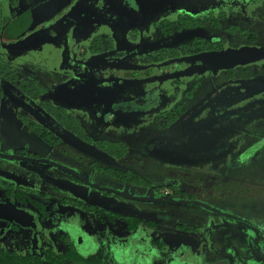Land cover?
<instances>
[{
    "label": "rangeland",
    "instance_id": "374dc122",
    "mask_svg": "<svg viewBox=\"0 0 264 264\" xmlns=\"http://www.w3.org/2000/svg\"><path fill=\"white\" fill-rule=\"evenodd\" d=\"M43 1L0 0V56L46 88L32 98L38 107L32 108L0 78V153L32 154L92 185L163 199L90 189L53 163L0 157V181L51 198L40 250L49 238L56 253H65L70 242L85 259L96 254L102 259L77 264H165L172 252L173 264H183L193 248V254L204 250L209 259L228 248L234 256L257 257L264 241V0H75L23 38L5 36L22 11ZM185 14L216 19L222 27L207 22L169 36L161 33L158 23ZM230 25L254 31L258 38L224 30ZM96 36L105 40L93 51ZM196 36L224 46L179 58L161 55L163 48L179 49ZM129 71L140 75L127 77ZM43 100L73 113L93 138L122 142L125 156L110 155L61 127L40 108ZM177 107L183 112L176 122L160 128L165 117H157ZM18 113L48 127L61 143L46 149L23 137L20 130L27 125ZM99 165L135 171L152 186L122 180ZM174 188L191 199L180 202ZM65 197L137 215L141 224L135 232L125 229L124 220L104 224L85 207L62 203ZM61 218L71 223L58 222ZM4 227L0 222V251L33 253L31 230L2 233ZM143 240L151 255L156 252L152 262L143 254L136 258L135 246Z\"/></svg>",
    "mask_w": 264,
    "mask_h": 264
},
{
    "label": "trees",
    "instance_id": "16d2710c",
    "mask_svg": "<svg viewBox=\"0 0 264 264\" xmlns=\"http://www.w3.org/2000/svg\"><path fill=\"white\" fill-rule=\"evenodd\" d=\"M207 22H211V24L215 25L216 27H222L220 22L216 19L211 20L210 18L206 17H194L188 14L181 15L175 20H163L162 22L158 23V26L160 27L162 33L165 36H169L171 34H174L175 32H179L185 29L202 27L206 25ZM224 30L229 31L232 34H240L243 37H248L250 40H256L258 38V33L251 31L247 28L242 29L239 25H230L228 27H224ZM9 38H12L11 35L9 36ZM104 40V37L96 36L91 43V48L93 49V51L100 49ZM223 46L224 44L222 41H213L210 38L197 36L194 37L192 40L181 44L179 49L174 47L162 49L161 55H170L176 58L181 54H195L207 51H221ZM150 70V74L154 73L155 71L154 68ZM126 74L127 77L131 76V71ZM1 77L5 78L14 86L17 91L26 95L27 97H40L46 92V88L41 83H39L38 80L22 76L16 69L3 62L2 57L0 56V78ZM40 107L48 115L54 118L63 128L75 134L84 142L94 144L96 145V147L104 150L110 155L116 157L125 156V153L127 152V147L122 142L93 138L86 132L78 117H76L73 113L68 112L65 107L61 105H56L47 100L41 101ZM176 109L177 112H182V108L177 107ZM18 115L19 118L23 121V123L29 126L38 135V137L43 139L46 143L56 145L61 141L60 137L56 136L46 126L34 121L33 119L27 116H24L21 113H19ZM160 117L161 116H158L157 119H160ZM98 168L103 170L105 173H109L122 180L142 185L147 188L152 186V184L148 180H146L141 174L135 171L120 170L110 166L100 165L98 166ZM4 186L9 187V194H16L17 190L15 191L14 185L10 184L9 181H6L5 179L1 178L0 187ZM173 190L174 193L176 192L180 198H187L184 193H181L182 191L176 190L175 188ZM24 194L26 193L24 192ZM36 194L39 197H48L47 194L43 192H37ZM65 201L78 203V205L85 207L86 209H88V211L94 212L99 218V220L103 223H105L106 221L117 222L118 220H124L125 229L128 232H134L141 224V218L137 215L114 213L93 205H86L78 201H74L72 199H65ZM45 206L46 204L41 206L44 215ZM148 224L150 226L156 225L153 221H149ZM185 228L189 230L190 226H187ZM156 243L161 244L162 246L165 245L164 242H162L161 240H157ZM86 261H90L92 263H100L102 259L100 255L97 254L93 255L88 259H85V256L78 252L72 243L69 245V248L65 253H56L51 248L45 250L42 254H22L8 250L0 251V264H77L84 263Z\"/></svg>",
    "mask_w": 264,
    "mask_h": 264
},
{
    "label": "flooded vegetation",
    "instance_id": "af4514ba",
    "mask_svg": "<svg viewBox=\"0 0 264 264\" xmlns=\"http://www.w3.org/2000/svg\"><path fill=\"white\" fill-rule=\"evenodd\" d=\"M46 1L47 0H45L43 2H46ZM74 1L75 0H73V2ZM43 2L36 3L33 6H31L30 8L26 9L25 11H22L21 14L16 17L17 20L15 19V20H13L10 23V25H12V32L11 33L9 32V34L6 32L5 36H8V38H9V36L11 35L12 38H10V39H20V38H23L24 36H26L27 34L32 33L33 31H36L37 28L39 26H41L42 24L50 23V21L53 20L56 16L53 17L52 19L48 20V21H45V22L39 24L32 31H29V32H27L24 35H22V36H16V30L15 29H16V24H17L18 20L23 15H25V13L27 11L31 10L32 8H34L35 6H37V5H39V4L43 3ZM73 2L70 5H72ZM70 5L64 7L63 10L58 15H60L61 13H63ZM179 32H181V31H179ZM161 33H162V31H161ZM171 35H173V34H171ZM180 46L181 45H179L178 48H180ZM174 48H177V47H174ZM179 57H180V55L178 57H176V58H179ZM2 60H3V58H2ZM3 62H5V61L3 60ZM139 72L140 71H131V76H129V77H133V78L134 77H138L140 75ZM150 73H151V70L147 71V74L148 75ZM182 112H183V109H182ZM182 112H177V109L176 108H174L171 111L162 112L159 116L165 117V121L163 123H161V124L159 123L158 126L160 128H163L165 130V128H168L170 125H172L174 122H176V120L178 119V116ZM30 139H32L34 142H37V146L38 147H43V148H46V149L47 148L50 149L51 147L56 146L57 144L61 143V141H62V138L60 137L61 141L59 143H57L56 145H51L49 143H46L40 137H38L39 140H36L35 138H32V137H30ZM23 156L40 158V157H37V156L32 155V154H27V155H23ZM67 172L69 173V175L71 176V178H73L74 180H76V181H78V182H80L82 184H85L88 188L91 189V188L94 187L92 185V183L90 181H88L86 178H84L83 176L80 175L86 181H83L82 179L76 177L75 175H73L69 171H67ZM2 179H4V178H2ZM14 187H15V191L17 190L16 191V194H14V193L9 194L8 193L9 192V187L8 186L0 187V194L3 197V200L0 202V205H6L8 203H11V207L4 206L3 209L0 211V216H2V217H0V222L4 223V226H5L3 228V230H2V233H5V231L10 230L11 232H19V233L24 231L27 234L31 230L32 231V239H33V243H32L33 253L42 254L45 250H47L49 248H51V249H53L55 251V249H54L55 248V245L52 242V240H50L49 238L48 239L46 238V245L43 246L41 248V250H40L41 242H40L39 234L40 233L47 234L46 227H44V221L46 219H48L47 212L49 211V208H51V205H50L51 204V198H50V196H48V197H45V196L39 197V196H37L36 193L34 194V191L23 190V189L19 188L18 184L17 185H14ZM24 192L26 194H24ZM153 197H156L157 198L159 196H153ZM65 199H72L74 201H78L75 198L65 197V198L61 199V202L62 203H70V204H73L75 206L77 205L78 207H82L81 205H78V203H74V202H71V201H65ZM159 199H163V198L159 197ZM180 199H181L180 202H185V201H189L191 198H188L187 197V198H180ZM164 201L177 202L176 200H168V199H166ZM44 204H46V206H45V215L43 214V211L41 209V206L44 205ZM57 207H58V205L56 206V209H57ZM82 208H84V207H82ZM24 212L29 213L32 216V218L28 217ZM90 212H92V211H90ZM19 220H21V221L19 222ZM59 221L66 222V223H68V222L71 223V221H67V220H65V218H61L60 220H58V222ZM108 222H110V221H108ZM113 223H117V222H113ZM178 229L180 230V228H178ZM132 238H134V237H132ZM78 239H79V241H82V236L80 235ZM138 239H140V238H138ZM91 241H92V239H91ZM153 241H154V243H156L157 240H153ZM92 242L95 243L94 241H92ZM67 244L68 245H66V251L68 250L69 245L71 243L68 242ZM156 244H158V243H156ZM260 245H261V247L259 249L261 251H260V253L258 254L257 257L254 256L253 254H249V255H246L245 254V255H241V256H234V254H231V248H228L226 250V253L224 252V254H221L219 258H211V259H209L208 258V254L204 250L198 251L197 253H194L193 254V252H191V251L194 250V249L196 250V248H193L191 251H188L187 252V254H186L188 256L187 259H182V262L181 263H183V264H248L251 261H255V262H257V264H264V241H262L260 243ZM96 247L98 248V245L97 244H96ZM135 248H136V251H137V253H136L137 260L143 254V256L145 257V259H151V262H152V257L156 255V252H155V255H151L150 254V245H149V242L147 240H143L141 242H138L136 244ZM178 248H180V247H178ZM251 251H252V249L249 250V252H251ZM39 252H41V253H39ZM33 253H30V254H33ZM175 255H176V252H172L171 257L168 260V263L166 261L165 264H173L174 261L176 260V259H173ZM252 255H253V257H252ZM115 258H116V255L114 254V259Z\"/></svg>",
    "mask_w": 264,
    "mask_h": 264
},
{
    "label": "water",
    "instance_id": "95a60500",
    "mask_svg": "<svg viewBox=\"0 0 264 264\" xmlns=\"http://www.w3.org/2000/svg\"><path fill=\"white\" fill-rule=\"evenodd\" d=\"M73 2V0H47L46 2H43L37 6H35L34 8H32L31 10L27 11L25 13V15H23L17 22L16 24V36H22L24 34H26L29 31H32L36 26H38L39 24L48 21L50 19H52L53 17H55L56 15H58L64 7L70 5ZM1 157H8V158H14V159H22V160H31V161H39V162H46V163H53L58 167L63 168L64 170L69 171L70 173H72L73 175H75L76 177L84 180L80 175H78L76 172H74L73 170L62 166L59 163L53 162L49 159H45V158H35V157H27V156H23V155H17V154H5V153H0ZM94 187L104 190V191H109V192H113L115 194L121 195L123 197L126 198H130V199H137V200H156V198L154 197H150V196H145V197H133V196H129L127 194H124L120 191L114 190V189H110V188H106V187H100V186H96L93 185ZM11 207V203H8L6 205H0V211L3 209V207ZM28 217L32 218V216L27 213L24 212ZM2 217V216H0ZM21 220H19L20 222ZM33 222V221H32ZM248 264H257V262L255 261H251Z\"/></svg>",
    "mask_w": 264,
    "mask_h": 264
},
{
    "label": "crops",
    "instance_id": "0c3cea01",
    "mask_svg": "<svg viewBox=\"0 0 264 264\" xmlns=\"http://www.w3.org/2000/svg\"><path fill=\"white\" fill-rule=\"evenodd\" d=\"M8 84L10 85V86H12V84L10 83V82H8L7 84L5 83L4 85H3V87L4 86H6V87H8ZM14 87V86H13ZM8 89L10 90V87H8ZM15 89V88H14ZM16 90V89H15ZM10 91H12V90H10ZM14 93H15V96H17V97H20L21 99H20V101L21 102H25L26 104H28V103H30L31 104V107L33 106V107H35V108H38L37 107V105L33 102V100H32V98H30V97H27L26 95H24V94H22V93H20L19 91H14ZM14 95V94H13ZM39 106H40V104H39ZM32 107V108H33ZM41 108V107H40ZM19 114V113H18ZM20 133L22 134V136L24 137V136H26V137H32V138H35V139H38V136L34 133V135L32 134V132L28 129V127L27 126H25L24 125V128L22 129V130H20Z\"/></svg>",
    "mask_w": 264,
    "mask_h": 264
}]
</instances>
